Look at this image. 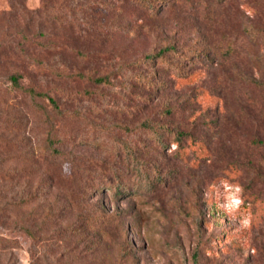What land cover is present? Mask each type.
Instances as JSON below:
<instances>
[{"label":"rangeland","instance_id":"rangeland-1","mask_svg":"<svg viewBox=\"0 0 264 264\" xmlns=\"http://www.w3.org/2000/svg\"><path fill=\"white\" fill-rule=\"evenodd\" d=\"M151 2L0 0V264H264V0Z\"/></svg>","mask_w":264,"mask_h":264},{"label":"trees","instance_id":"trees-1","mask_svg":"<svg viewBox=\"0 0 264 264\" xmlns=\"http://www.w3.org/2000/svg\"><path fill=\"white\" fill-rule=\"evenodd\" d=\"M144 1H145V8L147 9V11L150 12V13L154 12V5L151 2V0H144ZM160 1H164V0H160ZM175 1L176 0H168V2H171V3H174ZM42 8H44V3H43V7ZM40 12H42V9L35 11L33 14L37 15L39 17ZM165 52H166V50H160L158 52V54L162 55ZM156 57H157V54L156 55L155 54H148V55L145 56V58L149 59V60L154 59ZM11 81L13 82V84H18V76H16V75L11 76ZM100 81H102V79L98 80V82H100ZM158 139H159V137H158ZM180 140H181V137H179V140H176V142L179 143V142H181ZM160 143L163 144L161 138H160ZM28 233H30V232H28Z\"/></svg>","mask_w":264,"mask_h":264},{"label":"clouds","instance_id":"clouds-1","mask_svg":"<svg viewBox=\"0 0 264 264\" xmlns=\"http://www.w3.org/2000/svg\"><path fill=\"white\" fill-rule=\"evenodd\" d=\"M237 193L241 192V188H237ZM243 203V201L239 198V196H233L229 199L228 203L224 205V211L231 214L233 211L239 208V206ZM244 223V221H242Z\"/></svg>","mask_w":264,"mask_h":264}]
</instances>
